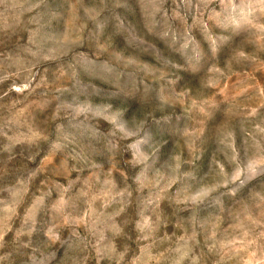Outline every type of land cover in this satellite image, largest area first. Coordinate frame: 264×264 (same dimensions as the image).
Returning a JSON list of instances; mask_svg holds the SVG:
<instances>
[{
    "label": "clouds",
    "instance_id": "clouds-1",
    "mask_svg": "<svg viewBox=\"0 0 264 264\" xmlns=\"http://www.w3.org/2000/svg\"><path fill=\"white\" fill-rule=\"evenodd\" d=\"M0 264H264V0H0Z\"/></svg>",
    "mask_w": 264,
    "mask_h": 264
}]
</instances>
